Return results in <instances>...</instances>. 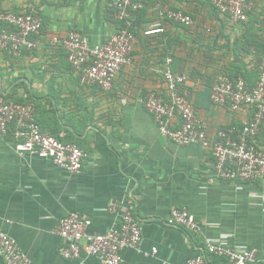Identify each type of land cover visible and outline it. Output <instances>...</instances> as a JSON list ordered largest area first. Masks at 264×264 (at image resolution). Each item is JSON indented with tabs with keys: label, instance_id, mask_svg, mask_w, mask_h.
<instances>
[{
	"label": "crops",
	"instance_id": "1",
	"mask_svg": "<svg viewBox=\"0 0 264 264\" xmlns=\"http://www.w3.org/2000/svg\"><path fill=\"white\" fill-rule=\"evenodd\" d=\"M156 1L185 11L195 26L165 20L163 35L145 36L159 21ZM252 2L246 21L235 23L211 0H149L135 21L132 63L104 92L83 86L65 51L50 41L78 31L90 45H103L118 27L109 0H0V13L33 11L43 22L34 51L0 50V97L31 104L43 131L87 155L83 172L71 174L49 159L20 156L12 134L0 138V233L17 241L30 264H102L86 255L61 257L59 222L78 214L91 221L88 233L102 234L119 226L130 206L142 227V253L123 250V264H186L203 254L208 241L255 249L256 264H264V179L248 185L219 180L209 151L164 138L141 102L149 92L165 93L162 69L171 57L173 70L187 76L194 108L212 135L249 122L251 108L232 111L214 105L210 95L220 73L250 84L259 77L264 0ZM255 146L264 150V121ZM115 200L120 207L111 212ZM173 208L193 213L201 231L187 235L169 225ZM209 264L228 262L210 256Z\"/></svg>",
	"mask_w": 264,
	"mask_h": 264
},
{
	"label": "built area",
	"instance_id": "2",
	"mask_svg": "<svg viewBox=\"0 0 264 264\" xmlns=\"http://www.w3.org/2000/svg\"><path fill=\"white\" fill-rule=\"evenodd\" d=\"M253 0H211L212 7L235 23H244L252 11ZM118 27L103 45H90L78 31L51 39L50 45L61 47L83 86H95L104 92L112 91L117 74L132 63L135 43V21L149 0H109ZM158 20L144 35H163L162 21L186 28L195 26L194 19L181 9H164L156 1ZM0 50L15 55L37 48V37L43 29L42 19L33 11L0 13ZM173 59L166 58L162 69L165 93L149 92L142 99L145 110L152 115L160 134L178 146L199 145L212 157L213 174L221 181L248 185L264 179V150L255 146L264 121V55L259 65V77L254 84L245 78L220 73L212 87L210 100L214 105L237 111L242 107L253 110L252 118L241 127L219 129L214 135L197 115L187 90L188 78L173 70ZM178 121V125H175ZM12 134L15 150L20 156L49 159L71 174H81L87 157L75 143H66L41 129L33 106L0 97V138ZM118 201L109 204L117 212ZM121 222L105 233H88L91 221L78 214L63 217L57 233L65 244L59 249L61 257L77 260L82 255L95 257L102 264H123L122 252L131 249L142 253V227L133 206L121 215ZM169 225L185 234L199 233L201 226L188 210L173 208ZM154 248L152 256L157 254ZM146 255V254H145ZM226 259L228 264H256L255 249H232L222 243L208 241L202 255L188 259L186 264H209V257ZM0 258L5 264H30L17 241L0 233Z\"/></svg>",
	"mask_w": 264,
	"mask_h": 264
},
{
	"label": "trees",
	"instance_id": "3",
	"mask_svg": "<svg viewBox=\"0 0 264 264\" xmlns=\"http://www.w3.org/2000/svg\"><path fill=\"white\" fill-rule=\"evenodd\" d=\"M5 26L3 24L0 23V30L3 29ZM264 55V52L263 54L261 55V57ZM63 141V140H62Z\"/></svg>",
	"mask_w": 264,
	"mask_h": 264
}]
</instances>
